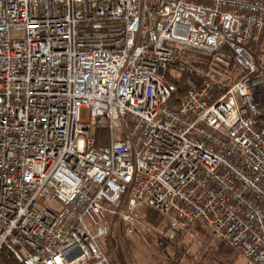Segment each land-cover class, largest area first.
Wrapping results in <instances>:
<instances>
[{
    "label": "built area",
    "instance_id": "1",
    "mask_svg": "<svg viewBox=\"0 0 264 264\" xmlns=\"http://www.w3.org/2000/svg\"><path fill=\"white\" fill-rule=\"evenodd\" d=\"M110 218L264 264V0H0V264H112Z\"/></svg>",
    "mask_w": 264,
    "mask_h": 264
},
{
    "label": "rangeland",
    "instance_id": "2",
    "mask_svg": "<svg viewBox=\"0 0 264 264\" xmlns=\"http://www.w3.org/2000/svg\"><path fill=\"white\" fill-rule=\"evenodd\" d=\"M82 118H87L85 110ZM109 225L108 238L116 240V247L108 249L112 241L107 242L106 238L103 249L112 264H121L122 260L125 264H249L237 250L214 240L206 230L199 231V245L178 246L155 237L144 241L127 236L116 218H110Z\"/></svg>",
    "mask_w": 264,
    "mask_h": 264
},
{
    "label": "trees",
    "instance_id": "3",
    "mask_svg": "<svg viewBox=\"0 0 264 264\" xmlns=\"http://www.w3.org/2000/svg\"><path fill=\"white\" fill-rule=\"evenodd\" d=\"M108 238V237H107ZM109 241H112V246H109L108 247V249L110 248H114L115 249V247H116V240L115 239H112L111 237L110 238H108L107 239V242H109ZM3 262H4V260H3ZM6 264H12L11 262H6ZM121 264H125V262H124V260H122V262H121Z\"/></svg>",
    "mask_w": 264,
    "mask_h": 264
}]
</instances>
